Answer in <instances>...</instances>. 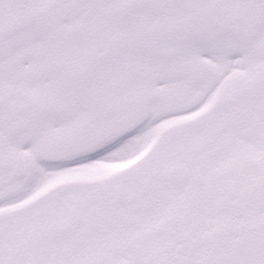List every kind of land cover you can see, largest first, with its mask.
Segmentation results:
<instances>
[{
    "label": "snow or ice",
    "instance_id": "6c2138e0",
    "mask_svg": "<svg viewBox=\"0 0 264 264\" xmlns=\"http://www.w3.org/2000/svg\"><path fill=\"white\" fill-rule=\"evenodd\" d=\"M0 264H264V0H0Z\"/></svg>",
    "mask_w": 264,
    "mask_h": 264
}]
</instances>
